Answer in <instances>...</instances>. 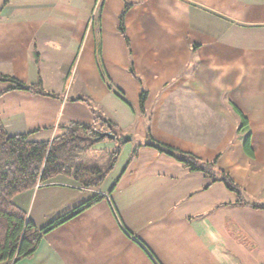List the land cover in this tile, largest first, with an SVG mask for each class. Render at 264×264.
Wrapping results in <instances>:
<instances>
[{"label": "crops", "instance_id": "crops-1", "mask_svg": "<svg viewBox=\"0 0 264 264\" xmlns=\"http://www.w3.org/2000/svg\"><path fill=\"white\" fill-rule=\"evenodd\" d=\"M0 74L54 95L1 96L9 135L50 141L100 116L117 137L91 151L124 145L95 189L57 176L13 199L42 229L102 197L16 264H264V210L146 146L216 160L264 205V0H0Z\"/></svg>", "mask_w": 264, "mask_h": 264}, {"label": "trees", "instance_id": "trees-1", "mask_svg": "<svg viewBox=\"0 0 264 264\" xmlns=\"http://www.w3.org/2000/svg\"><path fill=\"white\" fill-rule=\"evenodd\" d=\"M129 8L130 5H126L119 15L117 27L118 33L125 39L127 45L125 15ZM131 74L134 75L132 70ZM0 82L9 85L7 89L0 92V97L10 91H27L41 96H54L45 93L40 84L27 86L13 77L1 74ZM145 96L146 93L143 92L140 97L141 111H144ZM79 100L88 107H92L88 100L84 98ZM240 118L242 126H245L246 120L242 115ZM113 127L110 121L96 116L90 126L72 123L61 127L60 133L51 141L31 142L29 138L34 132L11 136L0 121V264H16L32 257L44 235L102 199L101 196L96 195L42 229H37L29 221L25 212L13 203L17 195L32 190L37 183H48L57 176H71L84 188L99 187L113 168L119 151L110 154L109 165L104 171L98 169L95 164L83 161L82 158L96 143L105 140L106 137H101L103 132L109 131L117 137ZM146 146L175 159L189 172L208 176L211 180L207 186L215 182L223 183L236 195L238 199L236 205L264 210V205L247 203L243 200L242 191L216 167V160L201 162L192 155L179 152L152 139H149ZM244 148L247 153L251 152L248 139L244 142Z\"/></svg>", "mask_w": 264, "mask_h": 264}, {"label": "rangeland", "instance_id": "rangeland-1", "mask_svg": "<svg viewBox=\"0 0 264 264\" xmlns=\"http://www.w3.org/2000/svg\"><path fill=\"white\" fill-rule=\"evenodd\" d=\"M39 138L40 137H30L29 141L34 142V141L40 140ZM119 146H120V148H119ZM119 146H118V149H115V150L104 149L102 147H100V148L96 147V149L94 151L86 153L85 156L82 158V160L85 162H88V163L90 162L89 164H92V162L94 160L96 162V167L98 169L104 171L107 168V166L109 165L110 154L115 153L118 150L121 151L124 148L123 144H119ZM123 155H125V154L123 153Z\"/></svg>", "mask_w": 264, "mask_h": 264}, {"label": "water", "instance_id": "water-1", "mask_svg": "<svg viewBox=\"0 0 264 264\" xmlns=\"http://www.w3.org/2000/svg\"><path fill=\"white\" fill-rule=\"evenodd\" d=\"M101 137H106L108 139H115V136L114 135H111L109 133H102L101 134Z\"/></svg>", "mask_w": 264, "mask_h": 264}, {"label": "built area", "instance_id": "built-area-1", "mask_svg": "<svg viewBox=\"0 0 264 264\" xmlns=\"http://www.w3.org/2000/svg\"><path fill=\"white\" fill-rule=\"evenodd\" d=\"M39 185V183H37V186Z\"/></svg>", "mask_w": 264, "mask_h": 264}]
</instances>
